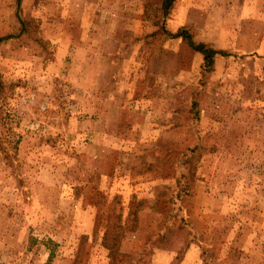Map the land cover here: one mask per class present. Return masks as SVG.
Instances as JSON below:
<instances>
[{
    "label": "rangeland",
    "instance_id": "1",
    "mask_svg": "<svg viewBox=\"0 0 264 264\" xmlns=\"http://www.w3.org/2000/svg\"><path fill=\"white\" fill-rule=\"evenodd\" d=\"M162 1L0 0V264H264V0Z\"/></svg>",
    "mask_w": 264,
    "mask_h": 264
},
{
    "label": "trees",
    "instance_id": "2",
    "mask_svg": "<svg viewBox=\"0 0 264 264\" xmlns=\"http://www.w3.org/2000/svg\"><path fill=\"white\" fill-rule=\"evenodd\" d=\"M176 0H163L162 4L160 6V13L162 14V18L164 19L165 15L169 13L171 8L173 7ZM23 27L27 25V21H22ZM167 36L169 37H175V38H182L184 40H187L189 45L194 48L195 50L199 51L203 55L204 65L208 68V70H213V67L216 63L217 58L219 55L226 56L230 54L229 51L222 50V49H216L214 47H211L207 45L204 42H197L194 37L189 33L188 30L185 28H180L176 32L169 31L165 27H162L161 29ZM6 37H0V42L4 40ZM3 85L2 81H0V88ZM179 186L178 191L176 193L177 197H181L183 195H186L189 193L191 187L190 183H186L184 181V174H180L179 176ZM183 178V181H182ZM189 182L188 180H186ZM185 182V183H184ZM147 202L144 199H134L129 206V212L127 216V221L129 220L130 225V231H133L138 226V220H139V211L144 207V205ZM122 221V220H121ZM125 233V227H122L117 231L116 229L108 228L106 232L103 235L102 244L103 246L108 250V255L113 260L121 259L122 256H124V253L121 251V242L122 238L124 237ZM51 250L50 256H53L54 250Z\"/></svg>",
    "mask_w": 264,
    "mask_h": 264
}]
</instances>
